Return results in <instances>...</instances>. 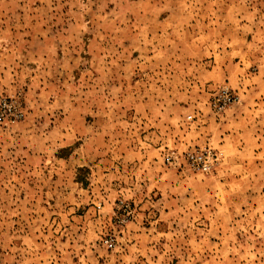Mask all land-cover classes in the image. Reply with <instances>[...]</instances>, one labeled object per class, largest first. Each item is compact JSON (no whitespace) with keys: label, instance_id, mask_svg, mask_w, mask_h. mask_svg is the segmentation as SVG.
<instances>
[{"label":"rangeland","instance_id":"rangeland-1","mask_svg":"<svg viewBox=\"0 0 264 264\" xmlns=\"http://www.w3.org/2000/svg\"><path fill=\"white\" fill-rule=\"evenodd\" d=\"M3 99L0 264H264V0H0Z\"/></svg>","mask_w":264,"mask_h":264},{"label":"built area","instance_id":"built-area-1","mask_svg":"<svg viewBox=\"0 0 264 264\" xmlns=\"http://www.w3.org/2000/svg\"><path fill=\"white\" fill-rule=\"evenodd\" d=\"M236 99V94L227 88L221 89L220 93L212 100V105L216 109H222ZM21 115L14 100L3 99L0 102V122L16 120ZM186 161L195 169L209 168L212 161L216 159V154L211 150H191L186 153ZM112 238H105L107 246H112Z\"/></svg>","mask_w":264,"mask_h":264}]
</instances>
